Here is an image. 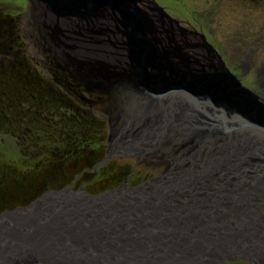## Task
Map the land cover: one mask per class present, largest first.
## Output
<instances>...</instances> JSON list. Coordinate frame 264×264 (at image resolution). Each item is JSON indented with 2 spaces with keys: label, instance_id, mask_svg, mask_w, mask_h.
<instances>
[{
  "label": "water",
  "instance_id": "obj_1",
  "mask_svg": "<svg viewBox=\"0 0 264 264\" xmlns=\"http://www.w3.org/2000/svg\"><path fill=\"white\" fill-rule=\"evenodd\" d=\"M26 1L51 63L107 99L93 167L167 166L5 208L0 264H264V103L204 33L156 0Z\"/></svg>",
  "mask_w": 264,
  "mask_h": 264
},
{
  "label": "rangeland",
  "instance_id": "obj_2",
  "mask_svg": "<svg viewBox=\"0 0 264 264\" xmlns=\"http://www.w3.org/2000/svg\"><path fill=\"white\" fill-rule=\"evenodd\" d=\"M156 2L187 28L204 33L207 41L223 57L230 71L240 77L243 85L256 91L264 103V0ZM30 9L24 0H0V48L5 46L8 50L6 56L12 60V64L16 65L21 60L26 68L34 69L37 72L35 75L40 78L49 79L55 85H60L56 82L57 76L71 82L70 76L52 64L51 55L44 51L38 22ZM157 26L161 27L159 24ZM13 78L12 82L7 83L12 93H0V189H5L2 192L10 197L0 204V211L8 206L23 205L20 203L27 189L34 188L33 193L39 191L40 195L46 189H57L75 181L73 188L82 187L85 191L98 193L105 187L121 184L132 170L129 185L151 178L163 172L167 166L165 162L155 158L142 160L139 164L131 157L116 159L99 168H94L91 162L92 165L79 169L66 181L67 172H61L64 167L57 166L60 161H65L63 156L66 151L83 148L84 155L78 159L79 163H86L93 158L92 155L95 158V153L90 151L97 149L98 141L103 140L104 148H108L109 115L105 112L107 106L104 108L97 104L90 107L79 98L78 102L69 104V107L76 108L75 112L69 109L70 113L78 115L79 118L70 116V119L64 117L69 113L68 109L61 112L49 111L43 97V88L32 90L31 87L27 93L28 91L16 87L18 83ZM19 84L23 85L21 80ZM31 91L33 99L29 96ZM82 95L90 96L83 91ZM18 105L19 109H16ZM79 107L83 108L84 115L91 113L94 121L83 123L82 127L78 126L86 120L80 116L83 113L79 112ZM72 120H76L77 126L71 124ZM99 120L105 126V138L100 136L97 125ZM54 175L56 179L52 180L50 177ZM43 183L53 188H44ZM15 184L28 185V188L16 192L15 188L11 189ZM13 194L15 196L11 197Z\"/></svg>",
  "mask_w": 264,
  "mask_h": 264
},
{
  "label": "trees",
  "instance_id": "obj_3",
  "mask_svg": "<svg viewBox=\"0 0 264 264\" xmlns=\"http://www.w3.org/2000/svg\"><path fill=\"white\" fill-rule=\"evenodd\" d=\"M8 66H10V68H11V71H12L11 73L9 72L10 70H6V69L0 67V71H2V72H0V93L1 92L4 93V94L12 93V90L11 89L9 90V88L7 87V83H8V81H11V79L14 77L13 79H15V81L17 80L16 82L18 83L16 85V87H19L20 89H24V91H28L27 93H29V91L31 90V87H32V90L42 89L43 88L45 90V93L43 94V97H45V102H47V106L49 107V111L52 112L53 110H59V112H61V110L64 111L65 109H68L69 113L67 114V116H64V117H68V118L71 119L72 117L76 116V114L70 113V110L75 112L76 108L75 107H73V108L69 107L70 102H76L75 101V96H78L80 98V95H82L81 89L78 88L76 85L72 84L73 86H69L68 84H66V82H65V80L63 78L62 79L59 78L60 76L59 77L57 76V78H55V79L57 81H59L61 85H55L56 83L55 84L51 83V81L49 79H43L42 77L40 78V76L35 75V73H37V72L34 71V69H32V68H30V69L26 68L27 66L25 67V64L21 60H19V62L16 65L12 64V60H11V65L9 64ZM8 68L9 67H7V69ZM1 69H4V70H1ZM20 80L23 83V85L19 84ZM74 91H76V92H74ZM29 96L30 97L34 96L32 91H31V94ZM31 99H33V97ZM93 99L95 100L96 98H93ZM19 106L20 105H18L16 107V109H19ZM79 112L83 113V108L82 107H79ZM70 116H72V117H70ZM80 116L82 118H85L86 120L84 122H81L82 124H80L78 126L82 127L83 123L85 124L86 122L94 121V117L92 116L91 113H90V115L86 114V113L84 115V113H83V115H80ZM76 118H79V116L77 115ZM75 121L72 120L70 122H72L71 124L77 126V124H75ZM97 125L99 126V131L101 133L100 136L101 137L104 136V127L105 126H103V124H102V122L100 120L98 121ZM104 138H105V136H104ZM100 141L101 142L98 141V144L96 146L97 149H92L90 151L92 153H95V155H96L95 158L92 155L93 158L90 159L86 163H84V162L79 163V161H78L79 160L78 158L81 157L82 155H84V152L82 151L83 148H76V149L72 148V151H69V152L66 151V153H64L63 158H64L65 161H60L57 166H63L65 168V169L62 168L61 172H65V171L67 172V173L65 172L66 176H67L65 178L66 181H68V179H70V177H72L79 169H81V168H83L85 166H88V165H92V164L95 165L96 162L98 163V161L103 159V156L105 155V150L106 149L104 148L103 140H100ZM92 160H94V161H92ZM91 162H92V164H91ZM62 174H64V173H62ZM85 174L87 175V173H85ZM85 174H82V176H84ZM50 178L52 180H55L56 179V175H54V176H52ZM114 183H116V182H113V184ZM27 186L28 185H25V186H23V185L19 186L18 185L15 188L16 192L19 191V190L22 191V189L25 190L26 188H28ZM43 186H44V188L46 186H49V188H53L49 184L45 185V183H43ZM54 188L56 189V187H54ZM104 189H107V188L105 187ZM33 192H34V188L29 189V190L27 189L24 192L25 196H24V198L22 200V203H20V204H26V202L36 198V196H37L39 191L36 192L35 194ZM14 196L15 195L13 194L11 197H14ZM9 199H10V197H9ZM6 201H4V202H6ZM8 208H13V207L8 206Z\"/></svg>",
  "mask_w": 264,
  "mask_h": 264
},
{
  "label": "flooded vegetation",
  "instance_id": "obj_4",
  "mask_svg": "<svg viewBox=\"0 0 264 264\" xmlns=\"http://www.w3.org/2000/svg\"><path fill=\"white\" fill-rule=\"evenodd\" d=\"M24 1L27 2L26 0H24ZM28 3L29 2H27V6L29 5ZM2 26L3 25H1V27ZM7 51L8 50L5 49V46H4V48H0V67L4 68L6 70H10L9 72L11 73L12 72L11 68H10V66H8L9 64L11 65V59L6 56ZM7 67H9V68L7 69ZM4 69H1V70H4ZM0 72H2V71H0ZM56 82H58L60 84L59 81H56ZM65 82L69 86H73L72 83H71V82H73V84L76 85L78 88H82L83 92H85L86 94L90 95L89 97H84V95H80V98L82 100H84L83 102H85L90 107H93V105H97V104H99L98 106H104V108L106 107L107 99H106L105 96L101 97L102 94H99V93H96V92L95 93H89V92L85 91V89L83 87H81L79 84L75 83L73 80H71V82H69V81H65ZM74 92H76V91H74ZM93 98H96V99L94 100ZM75 101H77V102L79 101V97L78 96H75ZM101 109H103V108H101ZM75 184H76V182H75ZM17 186L18 185L15 184L11 189L16 188ZM6 190H8V189H6ZM2 191H5V189L4 190L0 189V204L4 203V201H6L8 199V195L6 194V192L3 193Z\"/></svg>",
  "mask_w": 264,
  "mask_h": 264
},
{
  "label": "bare ground",
  "instance_id": "obj_5",
  "mask_svg": "<svg viewBox=\"0 0 264 264\" xmlns=\"http://www.w3.org/2000/svg\"><path fill=\"white\" fill-rule=\"evenodd\" d=\"M179 117V116H178ZM147 122H148V120H147Z\"/></svg>",
  "mask_w": 264,
  "mask_h": 264
}]
</instances>
